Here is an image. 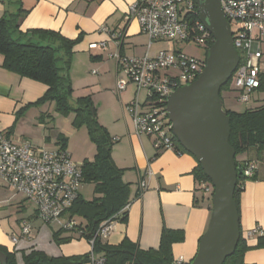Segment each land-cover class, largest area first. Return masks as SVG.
I'll use <instances>...</instances> for the list:
<instances>
[{"label":"crops","instance_id":"crops-1","mask_svg":"<svg viewBox=\"0 0 264 264\" xmlns=\"http://www.w3.org/2000/svg\"><path fill=\"white\" fill-rule=\"evenodd\" d=\"M132 2L133 0H20L23 14L18 20L19 32L30 36L33 30H45L58 32L70 40L82 37L73 49L69 69L73 97L89 96L96 111L97 122L111 139H117L113 142L111 157L115 166L123 171L122 181L130 189L126 221L113 222L109 236L101 243L115 247L127 239L140 250H157L163 231H172L183 237L181 242L171 246L173 261L182 258L184 264H189L197 252L199 239L207 228L211 201L196 190L194 170L197 163L191 155L171 150L157 151L153 138L135 134L126 108L136 96L138 102L144 105L146 91L145 94H141L143 91L136 94L134 85L128 83L124 91L116 92L117 80L124 77L110 55L119 51L127 57H142L145 54L153 57L158 51L171 47L164 44L166 48H161L160 43L154 42L147 48L148 38L140 30L138 23H126L124 20ZM15 10L16 6L10 2L0 0V18ZM103 27L110 32L125 30L119 50L107 33L101 31ZM100 43L106 44L104 50L90 48L91 45ZM2 63L3 57L0 55V133L11 141L29 142L35 147L48 150L59 148V139L65 138V149L76 165L81 166L84 160H91L96 149L88 140L86 127L83 126L78 131L71 129L73 115L59 126L60 121H57V117L48 108H26L43 96L46 86L4 70ZM223 94L222 104L226 110L242 112L252 104L245 106L239 103L235 93L232 98L229 92ZM22 110L23 113L19 114ZM11 128L13 130L7 135ZM39 134L44 136L43 140ZM80 142L84 145L82 148L79 147ZM77 148L80 149L79 153ZM236 160L240 164L254 161L257 165L253 178L244 183L239 197L240 231L246 246L243 263L264 264V150L259 153L252 149ZM142 181L146 184L144 190L140 189ZM83 185L91 186V198H84L81 191ZM93 189L92 184H82L78 195L85 201H91L96 197ZM0 198V247L8 252L15 245L11 242V226L3 214L4 208L10 206L16 209L19 234L23 221H29L32 225L30 239H18L17 245L23 240L37 238L42 225L36 224L38 221L35 220V208L32 204L1 181ZM73 218L85 225L83 219ZM59 248L61 255L57 257L81 256L89 251L86 241L75 237Z\"/></svg>","mask_w":264,"mask_h":264},{"label":"built area","instance_id":"built-area-1","mask_svg":"<svg viewBox=\"0 0 264 264\" xmlns=\"http://www.w3.org/2000/svg\"><path fill=\"white\" fill-rule=\"evenodd\" d=\"M220 7L229 23L233 47L239 56L231 89L239 103L250 105L259 88V75L264 73L261 65L264 56V0H221ZM194 13L198 15L194 0H133L125 15V22L138 23L148 38L147 48L159 41L171 47L158 51L153 57L148 54L127 57L119 51L110 55L124 77L117 80L116 92L124 91L126 85L131 83L136 94L140 91L147 93L144 105L138 102L136 96L126 110L131 116L135 134L153 138L157 151H174V136L166 110L168 97L175 90L197 80L205 67V59L186 55L175 46L194 44L208 51L213 43L211 34L199 17L194 18ZM101 31L107 33L119 50L125 30L110 32L103 27ZM90 48L104 50L106 44L91 45ZM112 141L117 139L113 138ZM256 170L254 161L240 165L242 185L253 178ZM0 181L33 203L35 216L42 223L56 225L66 233L81 235L83 225L65 216L78 198L79 188L83 184L80 165L71 160L66 149L59 147L48 150L29 142L17 143L0 133ZM145 188L146 184L142 181L140 189ZM196 190L211 199L213 188L210 183H198ZM128 207L129 204L114 218L127 212ZM113 219L101 223L93 238L86 241L89 264H105V258L93 252L94 241L96 238L100 241L107 239L115 222ZM31 230V223L23 221L19 237H11L12 244L15 245L18 239H30ZM172 264H184V261L179 258Z\"/></svg>","mask_w":264,"mask_h":264},{"label":"trees","instance_id":"trees-1","mask_svg":"<svg viewBox=\"0 0 264 264\" xmlns=\"http://www.w3.org/2000/svg\"><path fill=\"white\" fill-rule=\"evenodd\" d=\"M16 10L0 18V55L3 57L2 68L21 78L43 84L46 91L43 96L31 106L39 107L47 102H53L55 111L61 116L73 115L72 126L80 129L85 126L90 141L95 145L96 153L91 160H84L80 166L83 184H92L94 197L91 201L83 200L79 195L71 208L66 212L67 218L77 217L85 221L81 235H74L57 230L52 233L56 244H67L72 237L89 241L93 238L99 225L112 220L123 208L129 204L130 189L122 181L123 171L118 169L111 157L113 141L107 131L99 125L96 111L89 96L74 98L69 76V69L74 47L81 41V36L75 40L66 39L58 32L33 30L30 36L19 32L18 20L23 14L20 0H7ZM195 19L198 15L193 14ZM232 77L220 89L219 97L223 93L232 92ZM256 94H264V73L259 75V88ZM236 98V96H235ZM223 105V104H222ZM230 119L229 145L235 150V165L237 183L233 199L239 214V197L243 189L240 177V163L236 157L255 149L259 153L264 150V100L253 97L252 104L242 112L226 110ZM23 113V110L19 113ZM14 128V127H13ZM11 128L6 134L13 130ZM59 146L66 148V139H59ZM173 146L176 153H186L178 141L173 137ZM190 155V154H188ZM195 183H210L197 164L194 170ZM211 201V199H210ZM127 212L114 221L125 222ZM62 234H70L61 237ZM183 237L176 232L163 231L157 250H140L137 245L124 239L118 246L102 244L96 238L94 254H102L105 264H172L171 246L179 243ZM246 251L245 242L241 235L236 248L223 264H244L243 255ZM0 252L6 255V264H17L14 254L0 247ZM89 253L74 257H48L45 254L32 250L22 255V264H88Z\"/></svg>","mask_w":264,"mask_h":264},{"label":"water","instance_id":"water-1","mask_svg":"<svg viewBox=\"0 0 264 264\" xmlns=\"http://www.w3.org/2000/svg\"><path fill=\"white\" fill-rule=\"evenodd\" d=\"M194 1L199 20L213 43L206 53L202 74L171 93L166 110L173 136L196 160L213 188L207 228L189 264H223L233 254L241 231L233 199L237 183L235 150L229 145L230 119L219 92L235 72L239 56L221 11V0ZM0 264H6L2 252Z\"/></svg>","mask_w":264,"mask_h":264},{"label":"rangeland","instance_id":"rangeland-1","mask_svg":"<svg viewBox=\"0 0 264 264\" xmlns=\"http://www.w3.org/2000/svg\"><path fill=\"white\" fill-rule=\"evenodd\" d=\"M232 28L235 29V26H232ZM158 43L161 44V48H166L165 45H164V44H166L165 42L159 41ZM175 47H176L177 50H180L182 53H184L186 55H189V56H192V57H195V58H203V59L206 58L207 50H204L202 47L196 46L194 44H185V43H183L182 45L181 44L180 45H176ZM261 65H262V69H263V67H264V56H263V59L261 61ZM143 92L141 94H145V92L144 93ZM233 94L234 93L229 92V96L231 98L234 96ZM253 97L256 98V99H259V100L260 99H264V95L263 94H255ZM42 106H44L46 109L48 108L49 111H52V113H54V115L57 117V121H60L59 126L61 124L63 125L65 123L66 119L70 118L69 117L70 115L64 117V116H61L60 114H58L55 111V105H54L53 102H47V103L43 104ZM73 120H74V118H72V120L70 122L71 123L70 128L73 129L74 131H78L79 129H76V128H74L72 126ZM74 133L76 134V132H74ZM51 134L53 135L54 133L51 132ZM79 135H81V133H79ZM39 136H41L42 140L44 139L43 138L44 136H42L41 134H39ZM88 140L90 142V139H88ZM82 146H84V145H82V142H80L79 147L82 148ZM79 150L80 149L77 148V152L78 153H79ZM239 156H241V154H239L236 158H238ZM81 191H82V194H83L84 198H86V199L87 198L88 199L91 198V196H92V188H91V186L83 185L82 188H81ZM0 199H2V198H0ZM28 202L30 204H32L33 208H35L33 203H31L30 201H28ZM3 214L6 217V219L9 220V222H10L9 223V225L11 226V229H10V234L11 235H10V237H12V236H17L18 237L19 231H18V228L16 226V218H17L16 216H18V213L16 212V209L14 207L7 206L6 208H4ZM35 220L38 221L36 224L39 223V224L42 225L41 226L42 229L38 233V237L37 238L33 237V239L31 241H24L23 240L18 245L15 244L14 247L12 246V247H10L8 249L9 253L14 254L15 261H16L17 264H22L23 263L22 255L23 254H29L32 250L41 252V253L45 254L46 256L52 257V258L61 255L59 247H62V245H64V244L58 245V244H56L55 241H53V238H52V231L57 230V228L54 225H51L53 227L50 228L49 225L42 223L37 218ZM63 236L65 237L66 235L62 234L61 237L63 238Z\"/></svg>","mask_w":264,"mask_h":264}]
</instances>
